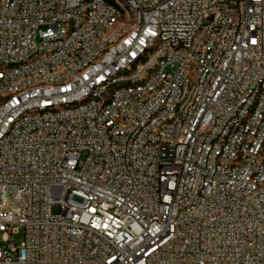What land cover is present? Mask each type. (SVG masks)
Returning <instances> with one entry per match:
<instances>
[{
	"label": "built area",
	"instance_id": "2783aa9c",
	"mask_svg": "<svg viewBox=\"0 0 264 264\" xmlns=\"http://www.w3.org/2000/svg\"><path fill=\"white\" fill-rule=\"evenodd\" d=\"M0 264H264V0H0Z\"/></svg>",
	"mask_w": 264,
	"mask_h": 264
},
{
	"label": "rangeland",
	"instance_id": "374dc122",
	"mask_svg": "<svg viewBox=\"0 0 264 264\" xmlns=\"http://www.w3.org/2000/svg\"><path fill=\"white\" fill-rule=\"evenodd\" d=\"M24 241V231L19 230L16 234L13 235V242L16 246H20Z\"/></svg>",
	"mask_w": 264,
	"mask_h": 264
}]
</instances>
